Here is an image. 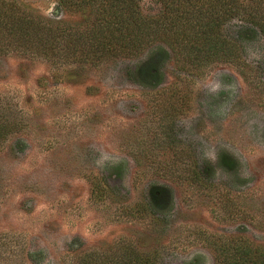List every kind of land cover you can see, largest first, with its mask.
I'll return each instance as SVG.
<instances>
[{
    "label": "rangeland",
    "instance_id": "374dc122",
    "mask_svg": "<svg viewBox=\"0 0 264 264\" xmlns=\"http://www.w3.org/2000/svg\"><path fill=\"white\" fill-rule=\"evenodd\" d=\"M6 1L51 21L89 11ZM234 11L222 29L238 58L199 69L152 48L98 65L0 53V103L25 123L0 151V264H77L117 242L157 264H215L214 244L264 246V0Z\"/></svg>",
    "mask_w": 264,
    "mask_h": 264
},
{
    "label": "trees",
    "instance_id": "16d2710c",
    "mask_svg": "<svg viewBox=\"0 0 264 264\" xmlns=\"http://www.w3.org/2000/svg\"><path fill=\"white\" fill-rule=\"evenodd\" d=\"M158 1L162 5L159 14L147 16L140 11L138 0H76L75 9L84 11L87 7L89 11L80 21L70 23L51 21L15 1L0 0V53L10 50L49 58L53 63L98 65L136 58L152 48L151 59L159 50L172 55L181 67L197 69L217 60L238 58L237 44L224 35L222 28L234 17V9L243 0ZM69 2L65 0L63 5L68 7ZM259 27L264 32V19ZM24 125L13 106L4 107L0 103V151ZM221 162L228 169L233 167V161L228 163L226 155L221 156ZM97 190L105 192L98 185ZM155 202L154 192L149 207L138 205V214L144 215ZM151 215L156 223L163 224L159 215L155 212ZM213 246L215 264H264V246L243 237ZM158 259L146 250L117 242L107 250L81 252L76 262L157 264Z\"/></svg>",
    "mask_w": 264,
    "mask_h": 264
}]
</instances>
